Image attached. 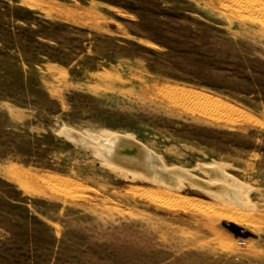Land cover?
<instances>
[{
  "label": "rangeland",
  "instance_id": "rangeland-1",
  "mask_svg": "<svg viewBox=\"0 0 264 264\" xmlns=\"http://www.w3.org/2000/svg\"><path fill=\"white\" fill-rule=\"evenodd\" d=\"M0 264H264V0H0Z\"/></svg>",
  "mask_w": 264,
  "mask_h": 264
},
{
  "label": "bare ground",
  "instance_id": "bare-ground-1",
  "mask_svg": "<svg viewBox=\"0 0 264 264\" xmlns=\"http://www.w3.org/2000/svg\"><path fill=\"white\" fill-rule=\"evenodd\" d=\"M255 8V7H254ZM187 93V92H186ZM185 93V94H186ZM189 93V92H188ZM193 95V94H192ZM183 96H184V94H183ZM186 96V95H185ZM191 96V95H190ZM199 96V95H198ZM189 97V95L187 94V98ZM193 97V96H192ZM202 97V96H201ZM206 97V96H205ZM181 98V97H180ZM183 98V97H182ZM186 98V97H185ZM203 98V97H202ZM202 98H200V100L202 101ZM207 98V97H206ZM184 99V98H183ZM191 99V98H190ZM195 99H196V97H195ZM208 99V98H207ZM213 99V98H212ZM189 100V99H188ZM193 100V99H192ZM198 100V99H197ZM214 100V99H213ZM185 101L187 102V99H185ZM200 101V102H201ZM203 101H204V99H203ZM191 102V101H190ZM189 101H188V103H190ZM193 103H194V101H192ZM195 102H197V101H195ZM206 102V100L203 102V107H205V106H207V108H208V105L209 104H211V103H209L208 105H205L204 106V103ZM209 102V101H208ZM207 102V103H208ZM211 102H212V100H211ZM217 101H215V103H216ZM219 102V101H218ZM218 102L216 103V104H211V105H213V108H215V110H216V107L217 108H219L220 106H221V104H218ZM198 103H199V101H198ZM225 103V102H224ZM226 104V103H225ZM193 105V104H192ZM198 105V104H197ZM229 105V104H228ZM194 106H196V105H194ZM214 106H216V107H214ZM219 106V107H218ZM222 106H224V105H222ZM199 107V106H198ZM202 107V106H201ZM212 107V106H211ZM229 107V106H228ZM220 108H222V107H220ZM225 108V107H224ZM223 108V109H224ZM201 109V108H200ZM205 109V108H204ZM203 109V110H204ZM227 109H230V108H227ZM211 110V109H210ZM213 110V109H212ZM207 110H205V112H206ZM221 111V110H220ZM227 111V110H226ZM231 111V110H230ZM234 111V110H233ZM223 112V111H222ZM225 112V111H224ZM223 112V113H224ZM228 112H229V110H228ZM209 113V112H208ZM226 113V112H225ZM232 113V112H231ZM213 114H214V110H213ZM216 114V113H215ZM219 114V113H218ZM233 114V113H232ZM240 114V113H239ZM223 116H224V114H222ZM221 115V112H220V117L222 116ZM228 115V117L230 116V114L229 113H227L226 114V116ZM235 115V114H234ZM244 114H242L241 116H243ZM219 116V115H218ZM232 116V115H231ZM238 116V115H237ZM228 117H226L227 119H228ZM248 117V116H247ZM222 118V117H221ZM231 118V117H230ZM235 118H236V116H235ZM239 118V117H238ZM224 119H225V117H224ZM237 119V118H236ZM231 120V119H230ZM234 119H232V121H233ZM235 121V120H234ZM244 121V120H243ZM242 121V122H243ZM250 121V120H249ZM248 121V122H249ZM245 123V122H244ZM72 137H74V136H72ZM76 140H77V138H76ZM119 139H117V138H115V139H112V140H110V141H105L107 144V147H108V150L107 151H109L110 153L113 151V148L115 147L114 145H117V142H119L118 141ZM89 141V140H88ZM105 145V146H106ZM104 146V145H103ZM112 146H114V147H112ZM125 153H124V156L125 157H127V158H131V159H135V155H136V151H134L133 149H128V148H126V150L124 151ZM105 155V154H104ZM109 157H110V154H109ZM148 157L150 158V156L148 155ZM149 158H147V156H145V160H144V164H142L143 165V167H148L149 166V164H148V160H149ZM151 159V158H150ZM131 161V160H130ZM149 162H151V161H149ZM139 164V163H138ZM140 165H141V162H140ZM141 165V166H142ZM117 166V165H116ZM140 166V167H141ZM117 167H119V166H117ZM158 167V166H157ZM126 170V169H125ZM129 172V171H128ZM135 172H133V174H134ZM138 174V173H137ZM136 174V175H137ZM140 176V175H139ZM151 180V179H150ZM158 181V180H157Z\"/></svg>",
  "mask_w": 264,
  "mask_h": 264
}]
</instances>
